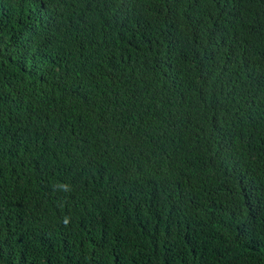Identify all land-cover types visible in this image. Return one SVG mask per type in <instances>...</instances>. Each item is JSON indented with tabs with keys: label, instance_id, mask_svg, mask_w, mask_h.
Listing matches in <instances>:
<instances>
[{
	"label": "trees",
	"instance_id": "16d2710c",
	"mask_svg": "<svg viewBox=\"0 0 264 264\" xmlns=\"http://www.w3.org/2000/svg\"><path fill=\"white\" fill-rule=\"evenodd\" d=\"M0 264H264V0H0Z\"/></svg>",
	"mask_w": 264,
	"mask_h": 264
},
{
	"label": "clouds",
	"instance_id": "9594fccd",
	"mask_svg": "<svg viewBox=\"0 0 264 264\" xmlns=\"http://www.w3.org/2000/svg\"><path fill=\"white\" fill-rule=\"evenodd\" d=\"M65 223H67V221H65Z\"/></svg>",
	"mask_w": 264,
	"mask_h": 264
}]
</instances>
